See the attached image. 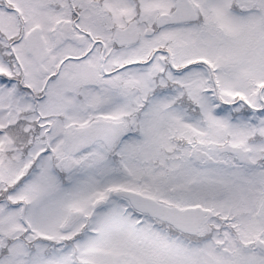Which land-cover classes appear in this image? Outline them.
Here are the masks:
<instances>
[{
    "label": "snow or ice",
    "instance_id": "1",
    "mask_svg": "<svg viewBox=\"0 0 264 264\" xmlns=\"http://www.w3.org/2000/svg\"><path fill=\"white\" fill-rule=\"evenodd\" d=\"M0 264H264V0H0Z\"/></svg>",
    "mask_w": 264,
    "mask_h": 264
}]
</instances>
